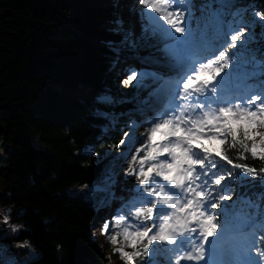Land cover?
<instances>
[{"label":"snow or ice","instance_id":"6c2138e0","mask_svg":"<svg viewBox=\"0 0 264 264\" xmlns=\"http://www.w3.org/2000/svg\"><path fill=\"white\" fill-rule=\"evenodd\" d=\"M105 31L115 86L93 75L75 90L100 139L122 136L76 193L118 201L103 234L125 264H264V167L228 154L264 161V0H109ZM10 211L0 264H33L27 241L6 243Z\"/></svg>","mask_w":264,"mask_h":264},{"label":"trees","instance_id":"16d2710c","mask_svg":"<svg viewBox=\"0 0 264 264\" xmlns=\"http://www.w3.org/2000/svg\"><path fill=\"white\" fill-rule=\"evenodd\" d=\"M104 17L93 0H0V211L20 226L6 243L27 241L39 257L33 264H111L91 230L100 195L76 194L99 181L97 154L122 138L100 139L110 133L75 94L93 75L108 78ZM91 145V156L81 154ZM228 154L264 167L250 154Z\"/></svg>","mask_w":264,"mask_h":264},{"label":"rangeland","instance_id":"374dc122","mask_svg":"<svg viewBox=\"0 0 264 264\" xmlns=\"http://www.w3.org/2000/svg\"><path fill=\"white\" fill-rule=\"evenodd\" d=\"M93 1L94 3H97L102 8L104 15H105L104 20H107L109 3L106 0H93ZM141 54L143 55V53ZM144 55H147V53ZM107 76H108L109 82L112 84V80L116 77L115 74L108 72ZM120 78L123 79V78H126V76L120 77ZM58 88H63V87L59 86ZM124 89H131V87L129 86V88H124ZM216 144H218V141L213 142L214 146H216ZM85 148L86 147H83V149ZM116 186L119 188L118 190L115 189ZM3 190H4V185H0V193H2ZM114 191L115 192L119 191L120 193L119 178H117V184L114 186ZM96 193H99L100 195H102V197L99 198L97 202L94 204V207L97 209L96 210L97 216L95 215L96 217L92 223V227H91V230L93 231L92 234L94 238L97 240V242L101 245V247L103 249H107V254L110 257L111 264H125V261L123 260V258L115 251L117 246L114 248H107L106 242H107V238L109 237V235L103 234L102 232L103 223L106 222V218L108 217L109 213L113 211V208L116 206L118 201H113V204L109 207V205L106 204L108 202L107 194L104 192H99V191H96ZM117 195H118V192H117ZM101 201H103L104 203L101 204ZM2 220L3 219L1 217V212H0V228L5 227L2 223Z\"/></svg>","mask_w":264,"mask_h":264},{"label":"bare ground","instance_id":"6f19581e","mask_svg":"<svg viewBox=\"0 0 264 264\" xmlns=\"http://www.w3.org/2000/svg\"><path fill=\"white\" fill-rule=\"evenodd\" d=\"M108 3H109V0H106ZM134 61V62H133ZM128 64H134L136 66H140V61L138 60H132L131 62V59L128 61ZM116 190H118L119 188L116 186L115 187ZM118 192V195H120L119 191H116V193Z\"/></svg>","mask_w":264,"mask_h":264}]
</instances>
